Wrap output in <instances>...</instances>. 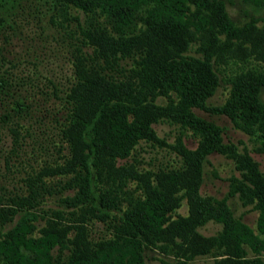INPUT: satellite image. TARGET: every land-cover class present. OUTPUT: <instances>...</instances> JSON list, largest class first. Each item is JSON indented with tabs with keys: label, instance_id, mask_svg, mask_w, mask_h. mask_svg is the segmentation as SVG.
<instances>
[{
	"label": "trees",
	"instance_id": "16d2710c",
	"mask_svg": "<svg viewBox=\"0 0 264 264\" xmlns=\"http://www.w3.org/2000/svg\"><path fill=\"white\" fill-rule=\"evenodd\" d=\"M239 1L264 9V0ZM37 34L65 50L66 84L37 67L35 50L25 68L6 57L13 39ZM0 41V159L30 165L34 124L56 155L24 171L22 191L0 180V264H143L147 248L161 264L205 254L212 264H263L264 166L193 109L260 131L264 152V70L222 66L264 62V16L235 23L226 0H0ZM222 76L227 94L210 105ZM158 121L188 129L196 144H173L180 167L140 170L127 160L141 140L163 143ZM211 152L238 171L220 198L198 192ZM55 193L58 205L43 208ZM232 195L257 210L254 227L233 214ZM183 197L185 215L176 212ZM209 218L221 228L204 235L197 227ZM97 221L106 233L94 235Z\"/></svg>",
	"mask_w": 264,
	"mask_h": 264
},
{
	"label": "rangeland",
	"instance_id": "374dc122",
	"mask_svg": "<svg viewBox=\"0 0 264 264\" xmlns=\"http://www.w3.org/2000/svg\"><path fill=\"white\" fill-rule=\"evenodd\" d=\"M226 8L228 14L233 19L235 23H243L249 19L250 15L254 16H264V9L253 10L254 8L249 7L248 5L243 4L239 0H226ZM49 11L48 9L46 10ZM46 19V16L43 17ZM260 25L262 22L258 20L256 22ZM33 27V25L31 26ZM48 31V30H47ZM30 33V32H29ZM25 39L16 37L12 40L11 43L6 45L7 53L6 57L12 58L13 61H18L20 67H29L31 65L30 61L33 60V54L35 50L38 53L37 67L44 71L45 75H53L54 79L58 82L66 84V81L69 77V61L66 57L65 50L60 47L50 36L45 37L47 41H43L42 37L38 34L35 39H30L24 37ZM3 42V41H0ZM189 54H197L193 51V46L188 51ZM236 63L232 64L231 61L228 64L227 62L223 64L224 73L230 72L232 67L238 66V68H247L253 67L258 70H264V62L258 61L255 62L252 59L241 61L236 58ZM226 77L222 76L219 80V84L215 92L208 98V103L210 105L221 103L228 90V83L226 82ZM261 97L264 99V93ZM158 102H163L164 99L158 97ZM195 113L206 117L211 118L218 124L223 126V139L226 141H232L237 145L238 151H247L248 154L257 161L259 169H262L264 166V152L258 151L260 146V141L263 138L261 132L256 131H243L232 125L230 120L223 114H216L206 110L194 108ZM47 120L49 119L46 117ZM156 135L163 141L154 142L149 140H141L135 146L133 150V160L132 158L127 161H131L138 169L140 170H156L158 168L170 169L177 168L181 166L182 159L181 156L173 148V144L176 143V140L181 137L182 142L186 147L192 148L196 144V139L190 135V131L186 128H181L176 124H172L166 121H158L153 123ZM32 129V137L30 138L33 146L36 148V151H31L30 147H26V151L33 153V157L29 160L30 165L26 163L18 164L15 160V165H11L6 168L3 165L2 160L0 159V180L5 182L6 188L16 189L22 191L24 184L20 179V176L24 175V171L29 170L30 167L37 168L39 165L43 164L45 161L52 162V157H55V153L48 155V152H53L49 144L47 149H44V144L46 143V132H42L34 124ZM42 145V147L38 145ZM35 150V149H34ZM47 156V157H46ZM43 158H48L49 160H43ZM232 174L237 175L238 171L234 168L232 159L225 157L222 154L211 152L207 155L206 160L202 164V181L199 186V194L202 196L210 195L215 198H220L226 194L228 189V177ZM55 178V177H54ZM54 178L49 180L50 182H55ZM133 182H129V187L133 186ZM57 194H52L46 196L43 201V208L45 207H55L58 205ZM227 204L231 208L235 216H240L241 219L246 222L248 225L254 227L255 218L257 210L252 208L250 204L243 205L236 195L229 196L227 198ZM188 211V202L186 197H183L179 201V206L176 208V212L185 215ZM221 228V223L214 221L213 219H207L202 225L197 227V230L204 234H213ZM92 231L94 235H100L106 233L105 226L101 222H94L92 225ZM162 255L158 253L157 250L152 248L145 249L144 253V263L143 264H161L159 257ZM263 264H264V253L262 254ZM212 257L208 254L196 256L195 258L186 262V264H212Z\"/></svg>",
	"mask_w": 264,
	"mask_h": 264
}]
</instances>
